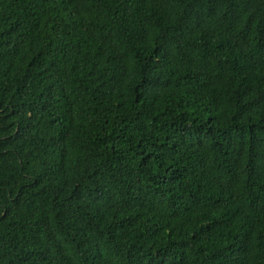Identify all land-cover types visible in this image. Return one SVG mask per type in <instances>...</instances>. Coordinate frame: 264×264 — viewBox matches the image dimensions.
I'll use <instances>...</instances> for the list:
<instances>
[{"label":"trees","instance_id":"obj_1","mask_svg":"<svg viewBox=\"0 0 264 264\" xmlns=\"http://www.w3.org/2000/svg\"><path fill=\"white\" fill-rule=\"evenodd\" d=\"M0 264H264V0H0Z\"/></svg>","mask_w":264,"mask_h":264}]
</instances>
